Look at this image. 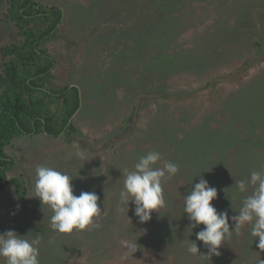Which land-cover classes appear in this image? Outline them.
Segmentation results:
<instances>
[{
	"label": "rangeland",
	"instance_id": "rangeland-1",
	"mask_svg": "<svg viewBox=\"0 0 264 264\" xmlns=\"http://www.w3.org/2000/svg\"><path fill=\"white\" fill-rule=\"evenodd\" d=\"M39 2L62 11L56 39L42 48L55 60L58 87L79 89L81 107L68 136L21 135L5 149L12 166L0 193V233L38 236L39 264H264L251 224L222 242L218 256L192 255L184 243L208 253L196 240L204 225L189 228L184 213L195 183L204 178L215 187L213 206L231 217L254 190L249 184L241 193L235 181L264 171V0ZM12 18L0 0V66L1 48L22 39ZM37 95L63 114L62 99ZM150 151L161 154L154 167L171 161L179 171L162 182L164 206L140 223L135 204L120 203L122 170H134ZM39 165L72 176L74 195L97 193L99 227L51 229L53 212L35 197Z\"/></svg>",
	"mask_w": 264,
	"mask_h": 264
},
{
	"label": "clouds",
	"instance_id": "clouds-1",
	"mask_svg": "<svg viewBox=\"0 0 264 264\" xmlns=\"http://www.w3.org/2000/svg\"><path fill=\"white\" fill-rule=\"evenodd\" d=\"M76 156L85 159L79 145H74ZM161 160V154L150 151L139 157L134 170H122L124 185L120 191L121 204L133 202L134 215L140 223L149 222L153 211L165 204L162 182L170 179L179 171V166L171 161H165L163 167H154ZM73 177L55 168L39 165L35 169V197L39 198L42 206H48L53 212L50 226L59 233H71L74 230H86L94 225L101 207L96 192L82 191L74 195ZM254 186L251 195L243 200L238 215L229 217L227 211H218L212 204L217 198V189L201 178L195 183L190 192L184 197V213L191 221L189 228L198 225L204 227L196 233V240L202 241L208 253L202 254L196 241L186 240V250L192 255H220L218 249L222 242L231 237L232 233H240L246 224H251V235L258 237V248L264 250V171H253L250 180L235 181V186L241 193ZM229 219L232 226L229 225ZM29 234L20 235L14 230L0 233V264H39V237L28 239ZM257 240V239H256ZM129 252H136V245L130 241L121 242Z\"/></svg>",
	"mask_w": 264,
	"mask_h": 264
},
{
	"label": "trees",
	"instance_id": "trees-1",
	"mask_svg": "<svg viewBox=\"0 0 264 264\" xmlns=\"http://www.w3.org/2000/svg\"><path fill=\"white\" fill-rule=\"evenodd\" d=\"M7 4L22 39L1 48L4 63L0 66V193L8 187L6 171L12 161L5 149L13 140L42 132L54 138L68 136L75 132L72 119L81 107L79 89L58 87L53 74L55 60L42 48L56 39L62 11L45 7L39 0H7ZM37 94H45L51 100L58 98L59 104L62 99L63 114H52L45 98ZM13 183L18 192H25L23 181L15 179Z\"/></svg>",
	"mask_w": 264,
	"mask_h": 264
}]
</instances>
